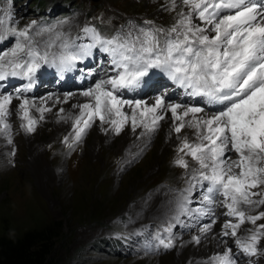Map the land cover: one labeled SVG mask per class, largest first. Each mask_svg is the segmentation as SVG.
Returning <instances> with one entry per match:
<instances>
[{"label": "snow or ice", "instance_id": "1", "mask_svg": "<svg viewBox=\"0 0 264 264\" xmlns=\"http://www.w3.org/2000/svg\"><path fill=\"white\" fill-rule=\"evenodd\" d=\"M160 10L175 13L173 23L129 20L109 34L89 23L73 37L62 30L64 21L41 25L33 20L20 26L5 0L0 7V43L11 38V46L0 51V139L14 143L7 119L13 110L28 134L35 133L44 113L51 111L24 95L32 91L41 69H77L95 49L107 55L109 67L105 78L80 93L89 102L72 105L78 114L58 110L61 120L73 122L62 143L73 149L97 121L106 135L139 128L137 139L168 123L169 138L174 135L180 141L177 151L182 153L173 164L186 170L187 181L182 189H169L173 195L154 247L176 248L180 236L174 230L184 228L193 235L180 247L199 246L209 234L219 241L221 250L203 264H240L241 256H264V224H257L264 211L248 214L264 206V0H164ZM78 70L87 76L96 73L95 68ZM157 73L188 99H175L167 91L151 102L126 96ZM11 79L26 83L8 91ZM71 95L64 96L65 103ZM185 128L195 130V141L181 135ZM185 157L197 166L190 167ZM218 208L223 209L219 214ZM221 217L225 219L216 232ZM245 222L255 227L247 230L249 235H238Z\"/></svg>", "mask_w": 264, "mask_h": 264}, {"label": "rangeland", "instance_id": "2", "mask_svg": "<svg viewBox=\"0 0 264 264\" xmlns=\"http://www.w3.org/2000/svg\"><path fill=\"white\" fill-rule=\"evenodd\" d=\"M163 2L164 0H6V6L20 26L33 20L41 25L64 21L62 30L74 37L89 23L97 25L104 34L113 32L129 20L137 23L145 19L154 20L159 25L168 26L173 23L175 13L161 11L160 5ZM4 6L5 0H0V7ZM10 46L11 38L0 43V51ZM93 53V57L77 65L79 69L89 65L88 68L97 70L91 75L90 83L86 81L73 88L75 83L71 78V81L67 79V84L61 85L58 75L54 73L57 69L45 66L37 73L34 84L37 89H32L33 95H24L35 99L47 91H78L93 86L98 79L105 77L104 70L109 67L106 65L107 59H104L106 54L95 49ZM78 72L84 78L85 74L79 70ZM50 75H55L54 79H49ZM157 75L158 73L149 79L153 82L147 85L146 90L137 89L126 93V96L146 99L167 91L175 99H188L179 98L176 94L181 91L170 84L163 74ZM15 80L18 81L12 85ZM23 82L11 79L7 90L11 91L14 86L24 84ZM215 107L209 108L214 110ZM8 118L11 120L14 143L8 145L0 141V236L17 238L29 231H49V258L60 264H189L190 260L202 264L198 262H203L209 251L205 240L199 246H179L182 241L191 239L192 230H174L180 236L174 249L154 247L157 243L154 236L164 211H168L170 199L165 197L157 200L160 190L182 189L187 181L186 170L173 164V160L182 155L173 151L180 141L176 140L166 147L167 153L160 151L163 144L162 123L159 130L144 140L146 142H143L135 155L123 164V160L115 161V155L119 153V144L125 138L126 128L105 146H98V157L95 158L91 155L95 147L93 127L83 141L70 151L61 138L51 141L50 137L55 132L41 131L40 122L37 124V129L40 130L30 139L21 128L22 121L14 110ZM137 134L139 133L133 137L135 140H138ZM185 134V131L181 133L182 136ZM12 148L16 149L14 156L10 154ZM71 155L84 160L83 173L81 172L78 181L69 180L70 173L72 174L71 164L69 165ZM185 159L189 161L190 167L197 166L190 157ZM89 164H98L99 168H87ZM120 165L122 168L117 170ZM57 166L61 167L59 175ZM222 210L218 208L216 211ZM260 211H264V206L254 208L248 214L256 215ZM224 219L225 217L220 218ZM220 220L214 228L216 232L219 231ZM257 224H264V219L258 220ZM254 227L245 222L238 235H249L247 230ZM228 243L235 250L232 239ZM39 244L38 241L35 247H39ZM248 260H252L253 264H264V256H241L240 264H248Z\"/></svg>", "mask_w": 264, "mask_h": 264}, {"label": "bare ground", "instance_id": "3", "mask_svg": "<svg viewBox=\"0 0 264 264\" xmlns=\"http://www.w3.org/2000/svg\"><path fill=\"white\" fill-rule=\"evenodd\" d=\"M67 72L69 73L70 71H67ZM67 72L60 73L58 70L57 71H54V73L56 75L59 74L58 77H61V78L64 77V74L67 73ZM54 77H55V75H50L49 76V79H54ZM102 78H105V77L103 76ZM77 86L78 85L75 83V87H73V88H76ZM69 89H71V88H69ZM83 90H85V89L78 90V91H62V90H59V91L58 90L47 91V92L39 95L37 98L35 97V99H33L32 97H29L30 95L28 96L30 99L35 100V102H36V104L38 106H47V107H50L51 108V111H46L44 113V119L42 121H39L40 122V125H42L41 126V131L52 130V131L55 132V135H53V136L50 137V140L51 141L52 140L54 141L57 138L58 139L61 138L62 141H63L64 138H65V136H68L69 135L70 130L72 129V123H73L72 120H67V121L61 120L58 117L57 113H58V110L59 109L63 108L65 110V113L72 114V115L78 114L79 109L78 108H73L72 105H74V104L80 105V104H83V103H87L90 100V98L84 97L83 95L80 94ZM69 93L72 94V95L70 96V98L65 103L64 100H63V98H64V96L66 94H69ZM25 94H32V93L31 92H28V93H25ZM49 96H51L52 98L51 99H48ZM57 97L60 98V102L59 103L56 102V98ZM154 97L155 96L148 97V98H146V100H148L149 102H151L154 99ZM13 103H16V101H13ZM14 112L17 115V113H16L15 110H14ZM33 114L38 116V114L35 113L34 110H33ZM170 115L171 114L169 113V116ZM7 119L11 123V120L9 118H7ZM161 123H162V126H163V131H162V133H163V144L160 147V151H161V153L165 154V153H167L166 152V147H168L169 145L173 144L176 141V139H175V136L174 135H173L172 138H169L168 123H166V122H161ZM98 124H99V121L96 122V125H93V134H94V137H95V143L93 145L95 147L93 146L94 148L92 149L93 152H92L91 155H92V157H95V158L98 157L97 147L98 146H102V145L105 146V144H108L109 141H111L115 137V135H113L111 132H109L107 135L104 132H102L99 129V127H97ZM38 130H40V129H37L36 132L33 133V134H28L25 131H24V133L27 135V137H29L30 139H32L37 134ZM126 131L127 132L125 134V138L122 139L120 141V144H119L120 145L119 153H118L117 156L115 155V158H116L115 161L117 162L118 160H123V164L126 161H128V159L131 158V156L135 155V153L138 151V149L141 148V145L143 144L144 140L149 139V136H143L142 138H140L138 140H135L133 138L136 133H140L141 132V129H139V128L136 130L135 133H133L131 131L130 127H126ZM183 131L186 132L185 136H187L190 141H195V135H194L195 130L194 129L185 128ZM70 139H71V137H70ZM0 141L4 142L3 139H0ZM55 143L56 142H54V144ZM177 148H178V146H176L174 148V150H173V151H175V153L178 152L177 151ZM81 150H82V146H80V148H79V151H81ZM76 151H77V149H76ZM69 158H71L69 165L71 164V168H72L71 169L72 174L69 172L70 173L69 180L70 181H75V180H77L79 178V176L81 175L82 170L84 169V165H83V162H82L84 160L78 159L77 156H75V155L72 156V157H69ZM120 163H121V161H120ZM55 165H57V164H55ZM97 167H98V164H93V165H90L89 164L87 166V168H91V169H96ZM120 168H122V165H120V167H118L117 170H119ZM60 169H61V167L60 166H57L58 175L60 174ZM92 180H95V178L92 179ZM172 195H173V193H170L169 190L161 189L160 190V195L157 197V200L160 201L162 199H165V197L171 198ZM243 207L246 208L247 206H243ZM222 211H220V212H222ZM220 212L218 211L217 214H219ZM164 213H165V211H164ZM164 213H163V215H164ZM222 221L223 220H220V222H222ZM205 241H206L205 244H207L209 246L208 255H210L212 253L219 252L221 250V247H220L219 242L217 240H215V239H212L210 234H209V238L207 240H205ZM208 255H206V256H208ZM198 263H202L203 264V262H198Z\"/></svg>", "mask_w": 264, "mask_h": 264}, {"label": "trees", "instance_id": "4", "mask_svg": "<svg viewBox=\"0 0 264 264\" xmlns=\"http://www.w3.org/2000/svg\"><path fill=\"white\" fill-rule=\"evenodd\" d=\"M49 237V231H29L17 238L0 236V264H60L49 258ZM38 241L40 246L35 247Z\"/></svg>", "mask_w": 264, "mask_h": 264}]
</instances>
